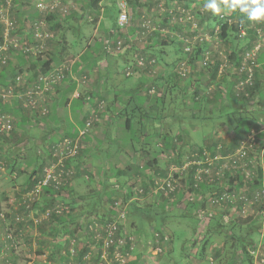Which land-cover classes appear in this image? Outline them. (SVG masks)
Masks as SVG:
<instances>
[{"label":"rangeland","instance_id":"obj_1","mask_svg":"<svg viewBox=\"0 0 264 264\" xmlns=\"http://www.w3.org/2000/svg\"><path fill=\"white\" fill-rule=\"evenodd\" d=\"M122 1L113 0L112 8L115 12L121 11L120 4ZM125 1L128 4L127 9L130 15V12L133 13L130 2L134 3V1L139 2L140 0ZM145 2L147 3L146 15H138L140 31L127 30L128 23L127 26L119 27L117 37L113 38L114 41L108 53L117 58L114 57L115 61L112 64V66H116V72L113 84L109 83L108 86L109 94L103 90L106 84L103 89L100 87L106 80L103 78L105 75L103 72L107 71L104 60L98 61L97 70L100 72L98 76L94 67H87L83 70L84 72L76 74L80 83L78 95L80 97L90 96L92 94L90 90L93 89L96 91L97 98L95 97L96 100L92 101L90 105L87 101L84 102V106L88 107L87 112L85 111L88 114L85 126L79 129L77 127L75 132L68 130L65 132L61 130V127L57 130L60 133L59 139L55 141L48 139L49 136L53 137L52 134L55 133L51 128H48L50 103L63 89L62 84L69 80H66L67 77L57 80L49 85V90L38 88L42 64L38 66L36 62L40 59L38 62H43L49 57V51L52 50L51 47L55 41L61 43L62 33L59 32L62 30L41 29L42 31H50L53 36L38 37L36 42L29 41L13 25L11 7L4 4L0 5L4 7L5 13V17L0 19V23L3 25L2 35H0V70L8 64H15L19 68L12 82L8 85H0V103L5 98L3 102H8L7 104L10 106L19 107V104L24 106L23 98H28L29 91L38 90L35 98L41 104H45L47 109L46 113L40 114L29 107L25 110L28 111V116L24 111L17 115L14 112L0 109V115L6 114L13 121V129L9 133H0V178L4 181L2 190L6 192V196L0 194V199H6L4 205L0 204V221L5 222L9 227L8 234L12 238L11 249L16 257L13 260H7L5 264H55L53 258L59 259L61 255L64 256L65 254L71 257V264L72 262L84 264V261L90 260H98V264H101L102 255L98 258L96 251L98 248H104L105 254L108 249L105 243H101L100 246L91 244L92 249L90 248V250L95 254L92 255L88 252L83 255L80 261L77 259L81 257L80 254L92 240L91 227L103 231V226H107L106 222L109 221L110 217L117 218L118 214L115 215L114 213L118 211L125 213L123 220H118V223L122 222L123 228L118 236L124 240L128 239L127 246L131 240L135 244L127 264L136 259L139 260L138 264H226L230 259L234 248L231 247L233 239L229 234L227 222L225 225L214 224L211 235L207 236V239L203 226L200 228L196 226L194 228L188 224L186 226L182 222L183 220L181 221L179 214L189 200L211 193V190H214L215 186L217 187L214 182L215 179L220 184H228L225 183L228 179L227 171L231 174L239 171L244 174L245 180L239 189L227 185L220 194L228 190L236 192L237 196L246 193L251 197L249 193L254 190L249 192V181L257 175V167L264 165V146L259 147V140L261 142L264 140V115L260 117L261 122H254L251 132L241 140V145L234 152L228 154V148L235 146L233 141L236 132L231 131L228 124H220V121H215L213 125L208 124L203 129L196 130L197 126L190 125V122L193 121L190 118L196 109H189L185 102H189L190 96L193 95V79H198V76L204 72H213L218 62L222 64L219 65L216 77L213 80H204L206 82L202 84L203 94L210 95L219 86L224 88L226 84L224 76L233 74L232 71L234 70L240 71L229 58L234 47H249V51H256L257 57L264 52V21L255 22L245 19L244 23H241L247 30L245 36L240 35L239 30L237 35L231 30L229 33L233 36L232 38L229 36L222 37L220 21L224 19L230 22L229 19H231V23L237 22L246 13L241 14L238 9L236 11L227 10L221 5L220 13L214 14L211 10L206 11L204 9L206 0H146ZM45 9L50 10L51 7L45 5L42 11L45 12ZM60 10L62 11L61 8ZM206 12H209L211 16L206 18ZM53 13L61 15L57 9L48 11V14ZM91 22L92 20L85 23L86 29L92 30L94 22L93 24ZM35 38L37 37L35 36ZM11 39L19 40L17 47L13 46ZM118 41H121L120 47H118ZM188 45L192 46L191 51L185 50ZM198 47H203V51L199 60L193 63L191 60ZM50 48L51 50H49ZM67 51L63 54L60 63H51L50 72L60 69L65 62L70 66L69 68L72 67L71 74L66 73L65 76H75L77 68L75 69L74 64L80 58L81 49L78 44H75L74 47L67 46ZM20 53H23V57L18 58ZM206 56H208L207 65L204 64ZM22 61L24 63L19 65ZM256 68H254V74ZM128 72L130 73L128 74ZM240 72H238L240 75L246 74L245 76H247V72ZM177 74H181L183 79H178ZM96 78L98 82H95ZM188 80H190L189 83ZM176 81L179 84L185 82L184 91L179 90V88L173 91L170 89V86L175 87ZM247 84L250 87L254 86V80L253 84ZM137 86L140 88H138L140 94H149L150 96L158 92L161 96L163 89H166L164 100L159 99L157 109L159 111L164 110V114H176L179 117V120L167 117L163 128L174 136V146L167 147L164 145L163 137L160 136L150 146H146L142 140L135 143L134 149H130L128 145L121 146L130 142L121 141L123 132L119 129L115 130L114 135L116 140L122 143H111L109 146V152H113L111 157L105 158L103 152L85 154L84 149L87 146L96 144L94 134L89 133H93L96 128L106 126V118L112 114L111 112L116 113L118 111L115 106L127 108L128 114H132L130 112L133 108L132 104L127 105V102L124 101L127 95L124 91ZM246 86L244 90L235 87V94L241 96V93L244 92L247 96ZM117 88L124 90L119 92L123 96L121 100L115 98L114 91H117ZM98 90L103 93L102 96L98 95ZM257 95L260 96V94ZM259 96L256 100L254 99L256 102H253L257 107L255 112H261L264 109V99L261 101ZM108 105L111 107L108 108ZM128 114L124 112L122 117L126 118ZM203 114L206 113L203 111L198 114L201 120H204ZM123 118L115 120L117 127L124 126ZM25 122L29 124L28 128L20 131L19 127L25 125ZM155 128L160 130L159 125H155ZM182 130L183 132H181ZM58 136L54 135L51 139ZM212 137L220 143L216 149L217 156L213 159L211 151L206 147L207 141L211 140ZM68 140L77 146V152L68 159L66 170L68 175L66 178L63 177L62 186L59 189L56 188L58 191L55 197L52 200L48 199L44 189H41L36 195L34 189L38 181L32 189L26 192L19 189L23 186L22 180L29 178L36 167L39 169L43 166V172L35 174L31 180L35 177L41 178L52 162L62 160L63 145ZM255 141L257 142L255 143ZM203 144L207 150L208 157L206 156V158H202V155L199 154V148ZM149 148L157 152L153 158L146 154L145 150ZM245 150L246 152L243 154L242 152ZM29 156L32 158L30 163L27 158ZM150 159H153L156 167H159L160 170L157 171L156 167H150L142 171V166ZM64 162L67 163L66 160ZM194 163L199 164V167L194 173L196 179L194 187H190L189 182H183L182 178L187 175V168ZM238 164L240 165L238 166ZM175 174L179 176L176 177ZM3 176H6L7 179H2ZM188 176H186L187 180H189ZM168 180L175 184V191L162 188L163 182ZM129 186L133 187L131 194L128 191ZM108 190L119 191L111 198L113 203L106 194ZM178 190L185 192V197L180 201L177 197L178 192H176ZM19 191L20 194H18ZM211 196L212 194L208 195L210 199L208 198L207 205L203 209L209 211V214L217 211L218 214L223 213V216L229 215L228 217L231 219L240 215L239 211L243 216L258 214V223L256 227L254 226L255 231L252 233L253 240H256L254 243L256 246L252 247L251 251L254 255V264H264L262 260L264 258V210L262 212L260 210L264 205V198H261L260 201L246 202L244 207L246 210L242 212L241 207L244 206L242 201L236 199L233 202H226L223 200L217 204L212 202L213 197L211 198ZM164 199L167 200V207L174 209L173 212L168 213L167 217H164L163 226H160L171 241L169 243L164 241L163 244H160L159 242H163V240L154 237V234L161 236L157 232L158 225L155 226V215L153 213L147 215L141 213L139 207L145 209L146 206L152 207L154 212H158L162 208L160 201ZM174 202L177 203V207H174ZM44 206H46L45 209H42ZM21 209L23 210L21 211ZM54 215L64 216L67 221L63 226L55 228V224L58 222L55 221ZM45 220L49 221L48 225L44 223ZM20 225L21 227H19ZM37 227L39 228L38 231H36ZM29 228L37 239L35 243L31 241L32 238L30 239V232L32 231ZM181 234L182 237H180ZM172 235H174L173 239ZM43 237L44 241L43 239L40 241L39 238ZM175 238L178 239L175 240ZM184 238L190 239L185 249V245L182 244L185 241ZM209 241L210 243H208ZM225 241L228 242L227 246L221 250V253H217L218 248ZM56 244L60 247H55ZM155 245H160L164 248L163 251L156 253ZM117 251L124 255L121 248ZM76 260L78 263H75ZM107 260L109 264L115 263V260L110 258Z\"/></svg>","mask_w":264,"mask_h":264},{"label":"trees","instance_id":"obj_2","mask_svg":"<svg viewBox=\"0 0 264 264\" xmlns=\"http://www.w3.org/2000/svg\"><path fill=\"white\" fill-rule=\"evenodd\" d=\"M102 0H89V6L90 8H92L93 10H98L100 8V3ZM116 13L115 11L112 13L114 14ZM245 19H248L247 14H244L243 17L241 18L240 21L237 22H233V23H229L228 21H225L224 19L220 21L221 23V27H220V34L222 37H228L232 38L233 36L230 35L229 31H233L235 33V35L238 34V28H239V24L244 23ZM116 30L113 32V36L118 35L119 32V24L116 21ZM2 35V34H1ZM238 37V36H237ZM114 38V37H113ZM239 38V37H238ZM249 47H234L233 50H231L230 52V60H232V64L235 65L236 67H240L241 65V61L243 59V55L244 53H246V51H248ZM203 51V47H198L196 50V53L194 55V57L192 58L191 62L195 63L199 60L201 54ZM98 55H100L99 51L97 52ZM94 55V50H88L86 51L82 57L81 60L84 61V64L81 65L80 64H76L75 68H77V66L81 69H85L88 64L91 63H95L97 61V59L95 57H93ZM62 56L63 55H59ZM263 56V55H261ZM259 57L258 61H262L264 60L263 57ZM23 57V53L18 54V58ZM63 59V58H62ZM60 59L56 54L51 53V55H49V57L42 62L41 65V71L42 72H47L50 68H51V63L55 60H58L57 62L60 63V61L62 60ZM41 60V59H40ZM0 65H1V60H0ZM20 65V64H19ZM219 65L220 62L217 63V65L215 66V69L213 72L207 73L204 72L202 75L200 74V77L196 80L193 79V83H194V90H193V95L190 96L191 98L189 99V102H185L186 106H189V109H196L193 111V116H191V120H193L192 122H190V125L193 127H196L198 125H200V127L203 129L205 126H208V124H214L215 121H220V124L226 123L228 124V126L231 128V131H235L236 135L234 136V143L235 146L233 145L232 147L228 148V154L234 152L237 147H239L241 144V140L247 136L250 132L251 129L253 127L254 122H261V115H264V109L261 110V112H255V110H257V107L255 105L256 102L255 100L257 99V94H260L259 98L262 101L264 99L263 95H264V66L261 67H257L255 74H254V86L250 87L249 85L246 86V89L248 91V95L245 96L244 92H242L241 96H238L237 94H235L234 89L236 87V85L238 84V82L241 79H244L246 76V74H242L240 75V73L237 72V70L232 71L233 74H228L227 76H224V82H226V86L224 85V88H222L221 86L218 87V89H216L215 91H212V93L209 94H203L204 89H202V84L204 82H206L207 80H213V78L216 77L218 69H219ZM237 68V69H238ZM19 71V68L15 65V64H8L6 66H3L0 70V85H8V83L12 82L13 77L15 76V74H17V72ZM245 73V72H244ZM66 80L69 78V75L66 76ZM178 79L182 80L183 77L181 74H177ZM206 80V81H204ZM188 83L190 82V80L187 81ZM109 83L113 84V82H107L106 87H105V91L106 93H109L110 89L108 88ZM64 84H66V82H64ZM76 82H72L70 83L65 90L66 91H71L72 88H74ZM63 85V84H62ZM175 87H171L170 89L173 91L176 88H179V90L184 91V89L186 88L185 82L184 84H179L177 83V81L175 82ZM222 88V89H221ZM169 91V90H168ZM120 91H116V93H119ZM211 92V91H210ZM119 95V99L121 100L123 97ZM161 96H159V92L158 93H154L151 94V96L149 94L146 95H141L140 94V98H126L124 99L125 102H127L128 104H132V110L130 111L132 114H128V109L125 108V110H121L120 112H116V113H112L114 114L113 116H110L109 120L114 123L115 120L117 118L122 119V114L125 112L127 113V117L123 118L124 126L121 128V131L123 132V139L121 141H129V144H122L123 145H128L130 147V149H134L135 148V143L136 142H140L143 140V142L146 143V146H150L152 145V142L155 141V139L157 137L162 136L163 140H164V145H166L167 147L173 145L174 146V136H172V134H169V132L165 131L163 128L165 127V122H166V118L167 117H172L173 119H177L179 120V117L176 114H164V110L159 111L157 108L158 106V101L160 100H164V97L166 95V89H163L162 93L160 94ZM91 97V96H90ZM211 97V98H210ZM209 98V99H208ZM5 99V98H4ZM3 99V101H4ZM255 99V100H254ZM1 102L0 103V109L2 111H11L16 113L17 115H19L21 113V111L23 110H27L26 107H24L23 105L19 107L18 106H10L9 104H7L8 102ZM92 101V100H89ZM259 101V100H257ZM245 105V107H244ZM145 106V108H144ZM244 108H241V107ZM111 106L108 105V108H110ZM199 108V109H197ZM73 110L75 112L79 111V113H75V118H76V122L78 123V127H84L86 124V119L88 118V114H85L83 117L80 113L81 110V105H74L73 106ZM205 112L206 114H203L202 117L204 120L200 119V116H198V114ZM111 114V115H112ZM210 114V115H209ZM38 115V114H37ZM259 115V116H258ZM65 119V116H63ZM62 117L61 116H56V118H53V120H55L56 122H59L60 119ZM195 119V120H194ZM146 120V121H145ZM196 121V122H195ZM68 122L70 123V127L72 128L71 130L68 129V131L71 132H75L76 131V127L73 124V122L71 121V118H69L68 116ZM210 122V123H209ZM204 123V125H203ZM56 125L59 127V124L56 123ZM155 125H159L160 130H158L157 128H155ZM23 126V125H22ZM111 126L109 125L110 129ZM183 132V130L181 131ZM107 134H110V131H107ZM96 139V144H93L90 147H87L84 149L85 154L91 152V153H104V157L105 158H109L111 157V155L113 154V152H109V146L111 145V143L109 140H107L108 138H100L99 136L95 137ZM261 139V138H260ZM263 140V139H262ZM121 141L117 140V142L122 143ZM56 144V143H55ZM207 146L208 149L211 151V157L216 158L217 156V150L220 143L216 140H214V138L212 137L211 140L207 141ZM259 144H260V148H262L264 146V140L261 142V140H259ZM205 144H203V146L201 148H199V154L202 155V158H206L207 156V150L206 147L204 146ZM54 146V145H53ZM146 154H148L151 158H153L154 156H156L157 152L146 149ZM208 157V156H207ZM28 158V162L30 163L32 161V158L29 156ZM69 159V158H68ZM66 160V167L68 166V162L69 160ZM208 165V164H207ZM240 164H238L239 166ZM150 167H156L155 162H153V159L148 160V162H146L145 165L142 166V171L150 168ZM199 167V164L194 163L191 166H189L186 170V176H188V179L185 177L182 178L183 182H189V186L190 187H194L195 184V176L194 173L196 172L197 168ZM36 170H34L33 174L29 177V183H28V187L26 188V191L32 189L34 187V185L36 184V182L39 180V178L35 177L33 180L32 176L34 177L35 174L38 173H42L43 172V166L39 167V169H37V167L35 168ZM157 171L158 169L160 170L159 167H156ZM114 170V167H113ZM191 172H190V171ZM235 171V170H234ZM189 172V173H188ZM163 176H165V174H163ZM175 176H179L178 174H175ZM226 176L228 177L227 181L225 183L228 184H220L217 179L214 180L215 184H217V187L215 186L213 189L211 190V193L209 194H203L202 197L199 198H193V200H189L188 204L186 205V207L184 209H182V211L180 212L179 216L181 217V221L184 222L186 225L188 224L189 226H194V228L196 227H204V231H205V238H207V236L211 235L212 229L214 224L218 223V224H222L225 225L226 224V220H225V216H223V213H219L218 212H212L209 214V211L203 210L206 205H207V200H208V195L210 196V194H212V197H215L217 195H219L225 186L229 185V186H235L236 188H240L241 185L243 184L244 180H245V176L244 174L239 171H236L234 174H231L229 171L226 172ZM252 177L251 181H249L250 185L248 187L249 192L253 191L252 193H249V195L253 196L255 194V189H261L264 183V169L262 166H258L257 167V175L255 176V178ZM45 191L44 193L46 194V197L50 200H52L55 195L56 192L58 191V189H56L55 185L50 184V185H45L43 188ZM131 189H133V187L129 186V194H131ZM176 190V189H175ZM173 190V191H175ZM172 191V192H173ZM178 192V200H182L185 197V192ZM115 193H119V191L117 190H108L106 192V194L109 196L110 201H112V197ZM210 199V198H209ZM260 201V200H259ZM114 201H112L113 203ZM161 204V211L158 212H154L152 207L148 208L146 206V209L143 207H139V210L141 211V213H146L147 214H151L153 213L155 215L154 220H156V225H158V228L161 226H163L162 224V220H164V217H167L168 213L171 211L173 212L174 208H168L167 207V200H161L160 201ZM174 207H177V203L174 202L173 203ZM46 206L42 207V209H45ZM261 210H264V205L262 206ZM115 215H117V213H114ZM240 215H236L235 217H233L232 219H229L227 221V226H229V234L231 236V238L233 239L231 247H233L234 249H232V254L230 259L227 261L226 264H235V262H238V264H254V255H252V251L251 248L255 247L256 245H254V243H256V240H253V231H255L254 226L256 227L257 223H258V219L255 218L253 215H248V216H243L240 211H239ZM55 216V221H57L58 223L55 224V228L59 227V226H63V224H65V222L67 221V218L64 216H58V215H54ZM1 219V217H0ZM113 218L110 217L109 221H111ZM73 220V219H72ZM2 222V221H0ZM5 223V222H4ZM122 224H120V229L117 232H120L121 230H123ZM87 226V225H86ZM196 226V227H195ZM160 227V230L157 228V232H159V234L161 236L160 239L163 240V242H159L160 244L164 243V237L166 236V232L163 230V228ZM193 229V228H192ZM255 233V232H254ZM116 236H118V233L116 234ZM154 237L156 238V234H154ZM169 237V236H168ZM181 237V236H180ZM10 238V237H9ZM174 238V235H172V239ZM208 239V238H207ZM9 240H11L12 242V238H10ZM171 241L170 237L168 240V243ZM102 242V240H101ZM100 243L97 244V246H100ZM90 244L87 245L85 247V250L82 252L81 257L78 258L77 260L80 261L81 258H83V255L90 252L92 255L95 254V252H92L90 250V248L92 249V247H90V245H94V242L92 240H90L89 242ZM206 243V242H205ZM210 243V241L208 242ZM207 243V244H208ZM227 241H225L222 246L220 248H218L217 253H221V250L224 249L227 246ZM155 244V242H154ZM114 249V246L111 247V250ZM164 249V248H163ZM97 252V257L100 258L102 250L98 248ZM63 255H61L60 257H62ZM70 256L69 255H64L61 260L60 258L58 259L59 262L61 261V263L59 264H70ZM77 260L75 261V263H78ZM103 262V264H107L106 260H101ZM83 263V262H82ZM139 260H132L130 264H138ZM80 264V263H79ZM84 264H98V260L97 261H84ZM113 264H117V262L113 263Z\"/></svg>","mask_w":264,"mask_h":264},{"label":"crops","instance_id":"obj_3","mask_svg":"<svg viewBox=\"0 0 264 264\" xmlns=\"http://www.w3.org/2000/svg\"><path fill=\"white\" fill-rule=\"evenodd\" d=\"M121 1V0H120ZM134 1V0H133ZM146 0H140L139 2L134 1V3L130 2V8L131 11L130 12V21L129 24L127 26V30H135V31H140V23H139V17L138 15H142L145 16L146 15ZM175 1V0H174ZM177 1V0H176ZM6 2L11 3L10 5V12H11V21L13 22V25L16 26V28H18V31L21 32V34H24L27 39L29 41L32 42H36L38 40V38H35V34H36V30L39 29H44V30H48V28H53L57 31L62 30L59 33H62V40L61 43L60 42H54V44L52 45V50L51 48L49 50V55H51V53L56 54L60 59L61 56H59L60 54L63 55L65 53H67V46L68 47H74L75 44H78V46L81 49V53H80V58H78L74 64V67H76L75 65L78 63H82L81 65L84 64V61L81 60L82 55L88 51V50H94V55L93 57H95L97 59V61L95 63H91L86 65L87 67H94L96 68V73L97 76L100 74L99 70H97L98 68V61L100 60H104L106 63V69L107 71L103 72L105 73L104 77L106 80L102 83V86H100L102 89L104 87L105 84H107V82H114L115 80V68L116 66H112L113 62L115 61V58H117L116 56H113L108 53L111 45L113 44V37L116 38V36H113V32L116 30V21L118 19L119 16V12L117 11L116 13L112 14L115 10L114 8H112L113 4V0H102L100 3V8L98 10H93L92 8H90L89 6V0H0V5L4 4L5 6H7ZM42 2L45 3L46 5H49V7L51 6L52 9L47 10L45 9L43 12L42 9L38 8V4ZM177 3V2H176ZM143 4V5H141ZM56 5H58L56 7ZM54 6V7H53ZM67 8V12L63 13V11L60 10V8ZM54 9H57L59 12H61V15L59 14H48V11H53ZM230 13H232L230 11ZM242 14V13H241ZM206 18H208L210 15L209 12H206ZM62 16V17H60ZM97 19V22H95V20ZM91 24H93V28L90 29H86V22L88 23L89 21H91ZM0 35L2 34L3 31V25L0 23ZM62 28V29H61ZM67 41V42H66ZM31 42V43H32ZM99 51L100 55L97 54V52ZM263 55V56H261ZM110 56V57H109ZM263 57L264 59V52L260 53L259 57ZM115 57V58H114ZM257 58V62H258V67L264 66V60L262 61H258ZM40 61V60H38ZM36 62L38 63V66L40 64H42V62ZM58 60H55L52 62L53 63H58ZM62 61V60H61ZM60 61V62H61ZM24 63V61L21 62L20 65H22ZM222 64V63H220ZM41 67V66H40ZM86 67V68H87ZM76 69V68H75ZM84 69H81L80 66H77V69L75 70V76L74 77H69L68 78V82H66V84L63 83L62 87L63 89L61 91H59L58 95L51 101L50 103V124H48V128H51L52 131H54L55 133H53V137L58 136L60 133L57 132V130L59 128H61V130L65 131L68 129H72L70 127V123L68 122V116L69 118H71V121L73 122V124L75 125V127H78V123L76 122V118H75V113H79V111L75 112L73 110V106L74 105H81V110L80 113L81 115H85V111L87 112V108L86 105L84 106V102L87 101L88 104L90 105L92 101L96 100L97 95H96V91L95 90H90V96H82L80 97L78 95V87L80 85V83L78 82V78H76V74H80ZM144 77V76H143ZM146 77V76H145ZM200 76H198L199 78ZM76 82L74 88H72L71 91H66L65 88L72 82ZM95 82H98V79L96 78ZM97 86V85H96ZM138 86L131 88V89H126L121 90L117 88V91H124V93H126V98H140V93L138 91ZM140 89V88H139ZM104 90V89H103ZM115 92V98L119 99V95H116V90ZM102 92L100 90H98V95L102 96ZM109 94V93H106ZM141 95H144L143 93H141ZM96 97V98H95ZM123 97V96H122ZM124 98V99H126ZM92 100V101H89ZM90 102V103H89ZM18 103V102H17ZM19 104V103H18ZM117 105V104H116ZM97 107V105H96ZM145 108V106H144ZM115 109H117V112H120L121 110H125L123 108H121V106H115ZM127 109V108H126ZM25 114L28 116V111H25ZM21 113H23L21 111ZM113 113V112H111ZM114 114L110 115L113 116ZM123 115V114H122ZM56 116H61L62 118L60 119L59 122H56L55 120H53V118H56ZM65 116V119L64 117ZM110 116H108L106 118V126L102 127V128H96V130L93 133H89V134H94V138L96 136H99L100 138H108L107 140H109L110 142H117V138L114 135L115 130H121L122 127H117L116 123H112L109 118ZM56 123L59 124V127L56 125ZM109 125L111 126L110 129L107 130V128H109ZM29 126V124H27V122H25V125H23L22 127H19V130H24L27 129ZM122 126V125H121ZM43 127V126H42ZM47 128V127H46ZM80 127H78L79 129ZM202 128H200V125H198L196 127V130H200ZM206 130H208V128H205ZM49 130V129H48ZM107 131H110V134H107ZM88 134V135H89ZM53 137H48L49 141H55L57 139H59L58 137H55V139H51ZM122 138V135H121ZM51 141V143H52ZM90 147V146H87ZM263 169H264V165H262ZM2 179H7L6 176H3ZM27 179V180H26ZM26 179L22 180L23 182V186L21 189L22 191L26 192V188L28 187V183H29V178L27 177ZM4 186V181L1 180L0 178V194H3L6 196V192L4 190H2V187ZM20 194V191L19 193ZM6 198V197H5ZM4 200L6 199H0V204L4 205ZM96 207V206H95ZM19 210V209H18ZM17 210V211H18ZM23 209H21L22 211ZM261 210V209H260ZM15 212V211H14ZM217 212V211H214ZM262 212V210H261ZM232 214V213H231ZM251 215V214H250ZM229 215H225V220L226 222L231 219L230 217H228ZM255 218H258V214L255 213ZM229 218V219H228ZM44 223H49V221L45 220ZM185 224V223H184ZM186 225V224H185ZM39 226V225H38ZM187 226V225H186ZM21 227V225L19 226ZM40 227V226H39ZM8 230L9 227L6 225V223L4 222H0V264H5L7 262V260L9 259H14L16 258L14 255V252L11 249V240H9L10 236L8 234ZM30 231H32L29 228ZM39 228H36V231H38ZM38 233V232H37ZM30 239L32 238V242L34 241L37 242V239L35 238V235L32 232H30ZM183 235L181 234V237ZM177 237V236H176ZM179 237V236H178ZM40 241L43 239L44 241V237L43 238H39ZM178 238H175V240ZM185 241L182 242V244L185 245L184 249L187 248V245L189 244L188 241L190 239L188 238H184ZM174 240V242H175ZM31 242V243H32ZM57 248H59L60 246L58 244H56ZM32 249V246H31ZM63 257V256H62ZM60 257V260L61 258ZM55 264H59L61 263V261L59 262L58 258H53ZM51 263V261H49Z\"/></svg>","mask_w":264,"mask_h":264},{"label":"built area","instance_id":"obj_4","mask_svg":"<svg viewBox=\"0 0 264 264\" xmlns=\"http://www.w3.org/2000/svg\"><path fill=\"white\" fill-rule=\"evenodd\" d=\"M7 6L10 7L11 3L6 2ZM45 3L40 2L38 4V8L40 9H44L45 8ZM121 11L120 14L118 16L117 22L119 24L120 27H124L127 26V24L130 21V15L128 12V4L125 0H123L121 2ZM49 6V5H48ZM58 5H56L57 7ZM51 7V6H50ZM54 7V6H53ZM52 9V7H51ZM63 12H67V8H61ZM5 17V13H4V7L0 6V19H3ZM190 18L192 19V17L190 16ZM231 23V19H229ZM196 26L197 24L194 23ZM240 35L245 36L247 33L246 27L244 26V24H239V28H238ZM35 36L38 37H42V38H48L53 36V33H51L50 31H42L41 29H37L36 30V34ZM203 40V38H200ZM10 41H13V46L15 45V47H17L19 40L17 39H11ZM17 41V42H15ZM121 41H118V47H120ZM28 49V48H27ZM256 49H258L256 47ZM186 51H191L192 50V46L188 45L185 48ZM26 51V50H25ZM257 54L255 50H251V51H247L245 53V55L243 56L241 65L239 67L240 71H244L247 72V76L244 80H240L238 82V84L236 85V87L239 90H244L245 86L248 85L247 83L253 84V80H254V68L258 67V62H257ZM64 62V61H63ZM62 62V63H63ZM61 63V64H62ZM142 64V62H139ZM60 64V65H61ZM204 64H208V56H206L204 58ZM62 67L60 69H56L54 70V72H50L49 70L47 72H42L41 71V75L39 76V85L38 88H41L43 90H49V85L51 83H54L57 80L63 79L64 77L66 78V73L67 74H71L72 70L71 68H69L70 66H68L65 62L61 65ZM52 67V65H51ZM59 68V67H58ZM55 69V68H54ZM130 72H128L129 74ZM68 76V75H67ZM64 78V79H65ZM38 93V90L34 91V90H30L29 94H28V98L25 99V97L23 98V103H24V107H26L27 109L29 107H31L33 110L38 111L40 114H44L46 113L47 109L46 107L43 105V103L41 104V102H38V100H36V94ZM43 93H45V91H43ZM40 105V106H39ZM13 129V121L12 118L6 114H1L0 115V133L5 134V133H9L11 130ZM244 142V141H243ZM257 141H255L256 143ZM65 144L64 146V150L61 152L62 153V157L63 159H68L70 156H73L76 152H77V146L73 144V142L71 140H68L66 142H64ZM244 147V145H243ZM245 148V147H244ZM246 152V150L244 152H242L243 154ZM57 160L51 163L50 167L46 169L45 174L39 178L36 187L34 189V191L36 192L35 194L37 195V192L39 193L41 191V189L44 188L45 185H50L53 184L55 185L56 188H60L62 186L63 183V177L66 178V176L68 175L67 173V167L65 165L64 160ZM162 188H166L169 189L171 191H173L175 189V184L173 182H171V180H168L166 182H163L162 184ZM261 198H264V185L262 186L261 189L257 190L255 192V194L253 196H248L246 193H242L239 194L238 196L236 195V192H230L228 190H225L222 194H219L215 197L212 198V202L213 203H221L223 200H225L226 202H233L236 199L239 201L243 202V207H241V211L245 212L246 208V202L249 201H259ZM118 216L117 218H113L111 221L106 222L107 226L104 227L103 226V231H100L97 228L91 227V232L93 233V237H92V241L94 242L95 246H97L98 243H105V245L108 246V249L106 251V253L104 254L105 249H101L102 250V257L100 258V260H106L107 264L108 263V258H110L111 260H115V262H117V264H127L128 263V259L130 257L131 251L134 249V242L131 240L129 243V246H127L128 244V239L126 238L125 240L122 239V237L120 236H116V234L119 232L120 229V224H122V222L118 223V220L122 221L123 217L125 216V213L121 212H117ZM4 218V217H3ZM10 236V235H9ZM156 238H160L158 235H156ZM11 238V236H10ZM169 237L165 236L164 237V241H168ZM114 246V249L111 250V247ZM156 247V253H159V251H163V248L160 245H155ZM121 248L122 252H124V255H122L121 253H119L117 250H119ZM126 248V249H125ZM104 250V251H103ZM73 253V251H72ZM126 258V260H125ZM264 261V258L262 259ZM126 261V262H125ZM71 264V263H70ZM72 264H74L72 262ZM101 264H103V262L101 261ZM113 264V263H112Z\"/></svg>","mask_w":264,"mask_h":264},{"label":"clouds","instance_id":"obj_5","mask_svg":"<svg viewBox=\"0 0 264 264\" xmlns=\"http://www.w3.org/2000/svg\"><path fill=\"white\" fill-rule=\"evenodd\" d=\"M221 5L227 10L238 9L240 13H246L251 21H264V0H206L204 9L219 14Z\"/></svg>","mask_w":264,"mask_h":264}]
</instances>
